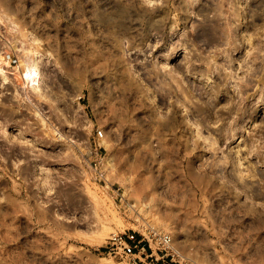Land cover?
I'll list each match as a JSON object with an SVG mask.
<instances>
[{"label":"rangeland","instance_id":"rangeland-1","mask_svg":"<svg viewBox=\"0 0 264 264\" xmlns=\"http://www.w3.org/2000/svg\"><path fill=\"white\" fill-rule=\"evenodd\" d=\"M0 264H264V0H0Z\"/></svg>","mask_w":264,"mask_h":264},{"label":"built area","instance_id":"built-area-1","mask_svg":"<svg viewBox=\"0 0 264 264\" xmlns=\"http://www.w3.org/2000/svg\"><path fill=\"white\" fill-rule=\"evenodd\" d=\"M81 100V97H78V101ZM104 137V133L102 130L96 131V139L99 141ZM58 139H62V136L59 135ZM147 233L149 236V239L160 248L161 252H163V255L166 257L173 258L174 255L172 253V241L171 237L166 234L162 233L160 231H157L155 229H147ZM114 241L117 240V238H113ZM118 241H122L121 238L118 239Z\"/></svg>","mask_w":264,"mask_h":264},{"label":"crops","instance_id":"crops-1","mask_svg":"<svg viewBox=\"0 0 264 264\" xmlns=\"http://www.w3.org/2000/svg\"><path fill=\"white\" fill-rule=\"evenodd\" d=\"M128 240H129L128 243H130L133 246V248L137 247L139 248V251L145 250V247L141 243L142 241L138 239L137 237H135L134 239L129 238Z\"/></svg>","mask_w":264,"mask_h":264}]
</instances>
